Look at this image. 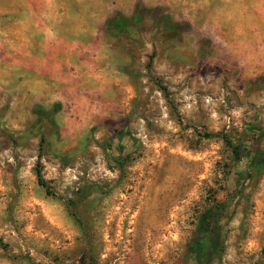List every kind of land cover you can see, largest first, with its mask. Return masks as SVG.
I'll return each instance as SVG.
<instances>
[{
  "label": "rangeland",
  "instance_id": "rangeland-1",
  "mask_svg": "<svg viewBox=\"0 0 264 264\" xmlns=\"http://www.w3.org/2000/svg\"><path fill=\"white\" fill-rule=\"evenodd\" d=\"M263 131L264 0H0V264H264Z\"/></svg>",
  "mask_w": 264,
  "mask_h": 264
},
{
  "label": "trees",
  "instance_id": "trees-1",
  "mask_svg": "<svg viewBox=\"0 0 264 264\" xmlns=\"http://www.w3.org/2000/svg\"><path fill=\"white\" fill-rule=\"evenodd\" d=\"M127 24V19L124 17L118 16L114 19H111L108 22V26L111 29H119ZM37 110H40L39 107H36ZM50 113V112H48ZM51 114V113H50ZM264 135V131L262 132ZM225 141L231 147L232 152L234 154L235 161L237 162V171L241 172V164L244 165L242 158V147L240 145L234 144L232 140L225 135ZM249 166L256 173L262 172L264 169V146L258 147L251 161L249 162ZM38 181L41 185L46 186V182L41 175V171L38 169L37 171ZM219 211L212 210L210 213L203 215L201 219V223L198 229V236L196 241L192 247V252L194 253L197 264L204 263V256L209 252L215 253L217 251V247L220 240V232L218 230V223L220 221V214H222L225 209L221 207H217ZM207 243H209V249L207 248Z\"/></svg>",
  "mask_w": 264,
  "mask_h": 264
}]
</instances>
